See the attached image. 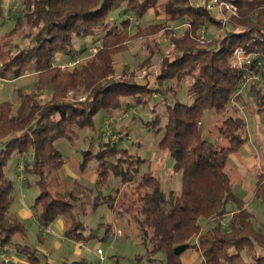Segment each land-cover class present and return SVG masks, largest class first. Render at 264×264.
<instances>
[{"label": "trees", "instance_id": "16d2710c", "mask_svg": "<svg viewBox=\"0 0 264 264\" xmlns=\"http://www.w3.org/2000/svg\"><path fill=\"white\" fill-rule=\"evenodd\" d=\"M226 1L237 13L227 15L222 22L205 9L203 0H23L24 21L36 31L29 45L14 54L4 49L20 29V22L16 20L4 34L0 80H16L26 73L36 78L33 89L20 93L18 113L13 112L11 101H0V248L12 245L29 263L40 261L35 249L25 245L24 224L8 216L14 188L5 167L13 156L31 155L25 170L35 177L39 191L33 205L39 209L38 224L47 225L61 216L63 236L89 240L93 232L83 236L82 221L75 214L80 196L72 189L49 191L48 173L64 163L55 142L67 138L73 129L93 130L95 116L100 111L120 109L122 99L130 100L133 105L128 102L129 106L147 104L156 93L175 95L180 81L190 78L185 91L188 102L174 100L145 123L148 130L159 134L157 149L168 153L174 162L173 171L180 174L178 191H165L152 172L137 178L144 160L110 141L102 142L95 152L82 150L79 169L84 171L88 162L95 161L96 185L105 183L111 174L122 185H136L138 193L131 205L125 203L116 210L114 200L108 202L104 197L101 201L119 217L125 212L131 215L129 221L141 240L139 245L145 248L131 264L158 253L163 254V264H182L181 257L189 250L198 252V264H264V254L255 252L256 245L264 248V240L255 238L253 215L233 192L228 173L229 155L239 152L248 141L246 120L233 101L241 99L238 89L246 70L256 73L259 68L255 62L264 61V0ZM115 11L125 17L118 23L109 19ZM149 11L162 16L163 23H137L136 31L130 33L132 19L139 21ZM177 21L185 25L178 36L169 29ZM204 25L214 26L220 33L203 44L198 32ZM162 29L168 30L172 49L170 56L161 59L156 89L134 81L132 73L115 72L114 59L130 42L149 39ZM88 37L99 41L93 54L70 68L54 64L58 53L74 57L75 38ZM237 48L252 55L249 66L234 64ZM255 101L256 113L264 115V93L256 91ZM210 112L215 119L210 125L214 139L210 131L204 133L202 122ZM255 178V196L264 201V175L257 173ZM98 201L94 198L93 202L97 205ZM229 204L234 205V211H228ZM228 214L224 230L221 224ZM202 221L211 227L204 230ZM99 226L105 227L100 239H107L112 226ZM43 264L50 263L45 260ZM114 264H118L117 259Z\"/></svg>", "mask_w": 264, "mask_h": 264}, {"label": "rangeland", "instance_id": "374dc122", "mask_svg": "<svg viewBox=\"0 0 264 264\" xmlns=\"http://www.w3.org/2000/svg\"><path fill=\"white\" fill-rule=\"evenodd\" d=\"M23 8V0H3V13L0 15V46L3 44L4 34L14 27L16 20L20 22V29L16 34L11 36L8 45H6L7 47L4 49L6 53L14 54L18 50L28 46L30 36L36 31V28H31L24 21ZM211 13L220 21H223L222 18H227V15H229V12L225 9L220 13L217 11ZM111 18L118 23L125 17L118 14V11H115L110 15L109 19ZM131 22L130 33H134L137 23L141 26L163 23V17L156 16L153 11H149L141 20L136 21L132 19ZM184 28L183 21H177L169 27L176 36L181 34ZM166 31L168 30L162 29L158 34L149 39H139L130 42L128 49L115 57V72L121 73L125 71L126 73H132L134 81L142 84L148 83L153 89H156L155 78L159 73L161 59L171 55L172 44ZM219 33L220 31L216 27L204 25L200 28L198 37L204 44ZM98 43L97 38H75L74 47L76 52L74 53V57L68 58L58 53L54 56V64L60 67L63 65L66 68L65 64L68 65V63L76 60L81 61L94 53ZM248 75L249 79L242 82L239 86L238 93L241 95V99L233 101L234 106L239 109L240 115H243L246 120L248 141L241 147L239 152L229 155L228 173L233 192L246 204L247 210L253 215L255 238L264 240V201L261 198H255L253 195V190L256 189L255 175L257 173L264 175V115L256 113L257 106L255 101L256 91L264 93V67L259 66L258 72L253 74L247 73L246 76ZM35 78L33 73H26L13 81L4 82L1 80L0 101H11L13 103V112L18 113L21 109L20 93H28L33 89ZM189 82L190 78L182 79L175 95L171 93V95L163 97L159 93H156L147 104L132 106L133 104L130 100L122 99L120 109L100 111L95 116V127L93 130L87 128L73 129L67 135V138L55 142L56 148L62 154L64 163L59 170L50 174L48 173L49 191L56 193L72 189L75 195L80 196L75 214L82 221L83 229L81 231L83 232V236H88L93 232V238L87 240L83 248H76L75 244L69 242L58 250L50 246L49 240L59 242L64 237V218L61 216L57 217V221H60V223L61 220L63 221L62 231L58 226L59 224L56 225L57 222L50 226L48 224L50 233H43L41 231L40 227L42 225L38 224L36 218L39 209L38 206H33L39 191L35 184V177L25 170V162H31V155L29 153L15 155L9 160L5 167V173L13 181L14 190L12 192L13 202L9 208L8 216L17 218L26 224L29 223L28 219L32 218L34 227H29L28 231L26 229L25 245L33 247L36 252L35 256L40 260L27 263L26 256L16 252L15 247L9 245L14 264L18 262V258L25 261L19 264H43L45 260L50 264H57L58 262L54 260L61 253L66 254L68 249L71 252L69 253L70 258L67 260L62 259L59 262L60 264L63 262L70 263L77 259L83 260V257L88 260L89 264H114L115 259H117L119 264H131L135 262L137 255L144 254L145 248L143 245H139L141 240L136 237L134 224H132L131 220V223L129 221L131 216L129 212H125L123 217H119L105 203H101L105 197L104 200L108 202L115 201L116 210L119 209L118 206L124 207L125 203L126 205H131V202L136 200L138 193L136 185H122L118 177L112 174L108 176L105 183L96 185V163L95 161H90L84 171L79 169L82 160L81 152L85 149L95 152L98 149V145L102 142H114L118 147L126 149L127 154L136 155L144 160L139 166L137 178L145 172H152L161 181L165 191H178L180 188V174L173 171L174 162L168 153L157 149L156 145L159 134L155 135L154 132L148 130L145 123L151 120L154 115L161 114L164 108L168 104L173 103L174 100L187 103L189 99L186 97L185 91ZM172 85L174 86V83ZM128 102L132 105H127ZM164 120L163 117L162 123H164ZM214 120L212 112L208 113L203 119L204 133L210 131V128H212L210 125ZM209 136L212 139L216 138L215 131H210ZM19 166L23 167L22 172H18ZM94 198L100 201H98L99 204H94L96 203L93 202ZM227 209L231 212L235 210V207L229 204ZM21 211L28 212L26 222L19 217V214L22 213ZM83 212H85V215ZM229 217L230 214L225 216L222 221L221 226L224 230L227 229ZM100 224H110L113 228L107 239H100L104 236L105 229L104 226H99ZM201 224L204 230L211 227V224H206L205 221H202ZM40 238L47 242V245L40 243L38 241ZM79 241L83 243V240ZM97 249L100 250V253H97ZM255 252L264 254L263 246L256 245ZM190 253H192L191 250L187 251L186 255ZM243 257L246 260L249 259L245 253H243ZM163 258L162 253L152 256L151 260L143 256L138 264H163ZM198 263L199 260L194 264ZM85 264H87L86 261Z\"/></svg>", "mask_w": 264, "mask_h": 264}, {"label": "built area", "instance_id": "2783aa9c", "mask_svg": "<svg viewBox=\"0 0 264 264\" xmlns=\"http://www.w3.org/2000/svg\"><path fill=\"white\" fill-rule=\"evenodd\" d=\"M195 2L192 1V4H194ZM203 6L205 7L206 10L210 11V12H221L222 10H227L229 12V14L231 15H236L237 13V9L230 3H228L225 0H203ZM224 17V16H223ZM222 22H225L226 18H222ZM233 59H234V64L242 67L244 65H250L252 63V55H247L244 53V50H242L241 48H237L234 50L233 53ZM78 63V60L70 62L67 64H65L64 66L66 67H73ZM62 69H64L63 65H61ZM259 66L264 67V61H256L255 62V67L259 68ZM248 70H246V72L243 74L241 83L239 84V86L242 84V82L246 81L249 79V75L248 74H253V72H250ZM239 90V89H238ZM113 139V137H112ZM18 172H22L23 171V167L19 166L18 167ZM41 231H43V233H50V228L48 225H42L40 227ZM11 249L9 248V246H5L3 248H0V264H14L13 262V257L11 256ZM97 253H100V250L97 249Z\"/></svg>", "mask_w": 264, "mask_h": 264}, {"label": "crops", "instance_id": "0c3cea01", "mask_svg": "<svg viewBox=\"0 0 264 264\" xmlns=\"http://www.w3.org/2000/svg\"><path fill=\"white\" fill-rule=\"evenodd\" d=\"M13 81V80H12ZM0 82H1V80H0ZM3 82V81H2ZM4 82H8V81H4ZM0 89H1V83H0ZM241 154V153H240ZM252 154H253V152H252ZM251 165H253V164H251ZM251 188V187H250ZM253 195H254V197L256 198V196H255V189L253 190ZM244 207H246L247 208V206H246V204L244 203ZM20 208H22V207H20ZM22 210V209H21ZM22 212V211H21ZM28 212H26V211H23L21 214H19V217H21V219L22 220H27V218H28V214H27ZM32 219V218H31ZM31 219H28L29 220V223L28 224H26V223H24L23 221V223H24V225H25V227H26V229H27V231H28V228L29 227H34V223H32V220ZM58 219H55L52 223H49V226L51 225V224H56V222H57V224L56 225H58L59 227H60V229H61V231H62V224H63V221L61 220V223H60V221H57ZM26 222V221H25ZM118 222V221H117ZM36 224H37V222H35ZM48 225V224H47ZM58 236V235H57ZM65 237V236H64ZM64 237H62L60 240H59V242L58 241H51V240H49L48 242L50 243V246L54 249V248H56V250H58V249H60L61 247H63V246H65V244L67 243V242H69V243H71V244H75V247L76 248H83V246H84V243L87 241V240H83V243H82V241H73V240H71V239H69V238H67L66 239V237L64 238ZM92 239V238H91ZM90 240V239H89ZM40 243H43L44 245H47V242H45V241H43V239L42 238H40L39 240H38ZM50 248V247H49ZM51 249V248H50ZM53 251V250H52ZM192 251V253H190V254H187L186 255V253L181 257V261H182V264H194L197 260H199V254H198V252H196L195 250H191ZM69 253H71L70 252V250L68 249L67 251H66V254L65 253H61L57 258H56V260H54V261H56V262H61L62 261V259L64 260V259H68V258H70V255H69ZM186 260V261H185ZM18 261V262H17ZM16 262V264H19L20 262H25V261H23V260H20L19 258H18V260H17ZM27 261V260H26ZM74 261H86V263L87 264H89L88 263V260L86 259V258H84L83 257V260H74ZM74 261H71V262H74ZM184 262H186V263H184ZM27 263H29L28 261H27ZM57 263V264H58ZM60 264V263H59ZM119 264V263H118Z\"/></svg>", "mask_w": 264, "mask_h": 264}]
</instances>
